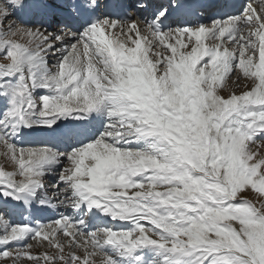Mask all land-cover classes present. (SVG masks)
I'll return each instance as SVG.
<instances>
[{
	"label": "snow or ice",
	"instance_id": "snow-or-ice-1",
	"mask_svg": "<svg viewBox=\"0 0 264 264\" xmlns=\"http://www.w3.org/2000/svg\"><path fill=\"white\" fill-rule=\"evenodd\" d=\"M3 2L0 55L10 62L0 64V95L9 97V107L0 116V145L4 155L17 162L18 170H0L4 173L0 178L7 176L6 183L0 180V195L18 198V193L40 185L47 174L44 166L63 159L68 166L62 168L54 185L58 196L52 198L53 205L62 198L74 211L85 213L107 206L114 219H130L135 227L85 233L83 221L77 223L63 215L36 228L4 223L2 264L9 260L21 264L25 257L41 264L28 251L29 243L19 245L15 252L10 249L11 242L35 240L42 233L59 253H44V264H96L97 256L102 257L101 264H118L105 253L106 246H113L122 257L140 246H152L161 254L160 264H264V212L245 198L254 190L257 199L264 200V190H260L264 185V0H259L258 9L247 4L239 15L213 21L210 26L168 30L159 26L168 15L163 8L153 20L143 21L154 38L146 40L143 51L139 39L134 48H128L116 32L112 39L105 35V30L118 29L129 39L131 34L139 36L137 20L105 17L86 25L81 33L63 26L49 33L12 19L21 0ZM31 7L40 14L49 12L44 0H35ZM135 7L146 8L147 4L138 0ZM17 34L36 47L19 43L14 39ZM69 40L74 42L66 43ZM160 45L165 47L152 51ZM49 55L59 56L51 68ZM233 76L247 81L248 88L240 94L227 90L224 95ZM13 79L14 88L9 84ZM37 88L54 94L37 98L33 95ZM105 102L111 105L108 116L128 131L114 134L116 125L109 123L94 142L70 152L47 145L20 149L5 134V129L15 133L23 127H52L68 113H89ZM30 114L40 119L32 121ZM125 137L150 141L149 149L115 146ZM145 183L168 185L171 191L129 195V189ZM60 184L65 185L62 191ZM117 191L120 194L113 196ZM115 205L127 206L123 210L129 216H114ZM140 205L147 206L145 218H141L143 213L136 214ZM188 208L192 210L185 211ZM143 230L156 233L158 239H132ZM59 233L70 237L69 247L82 249L83 256L74 251L64 255V245L56 238Z\"/></svg>",
	"mask_w": 264,
	"mask_h": 264
},
{
	"label": "bare ground",
	"instance_id": "bare-ground-1",
	"mask_svg": "<svg viewBox=\"0 0 264 264\" xmlns=\"http://www.w3.org/2000/svg\"><path fill=\"white\" fill-rule=\"evenodd\" d=\"M22 2H21V4H20V6H18V7H16V10L15 11H22L23 9H25V8H23L22 9V6H23V2L25 1V0H21ZM258 4H259V0H254L253 1V3H252V6L253 7H256L257 9H258ZM237 15H239V14H237ZM12 17H13V13H12ZM75 19H77V20H79V18H77V17H75ZM134 21H136V20H134ZM138 21V23H139V26H140V28H141V33H140V35L139 36H137V35H135V34H131V39H129V43H127V39H128V35L127 34H119V30L118 29H114V30H105V35L109 38V39H112L113 38V36H112V32H116L118 35H119V39L122 41V42H124L125 44H126V47H128V48H134L136 45H135V43H134V41L135 40H137V39H139L140 40V45H141V50L143 51L146 47H147V44H146V40L147 41H151V40H153L154 38H153V36L150 34V32H149V30H148V27H147V25L143 22V21H139V20H137ZM205 24V23H204ZM204 24H202V25H204ZM45 25V24H44ZM208 25V24H207ZM50 28H45L47 31H48V29H51L52 31H49V33H52V32H55V31H57L58 29H54L52 26H49ZM83 31V29H80L79 31H72L73 33H81ZM144 31V32H143ZM74 41H72V40H69V41H66V43H73ZM171 43H173V44H175L176 43V41L175 40H172V41H170ZM184 42H186V38H185V41ZM205 44L206 45H210L211 44V41H208V40H205ZM138 48H139V45L137 46ZM165 46L164 45H160L159 47H153V49L152 50H158V49H162V48H164ZM179 47V46H178ZM81 49V48H80ZM82 53V52H81ZM170 54V50L168 51V52H166L165 53V55H169ZM59 57V56H58ZM59 58H57L56 56H53V55H49V57H48V60H49V62L50 63H48V64H54V63H56L55 61L56 60H58ZM205 59H207L206 57H205ZM55 65V64H54ZM199 66V65H198ZM10 87H13L14 88V86H13V84H10ZM47 92H51L50 90H48V89H45V88H41V90H39V93H43V95H44V93H47ZM51 93H53V92H51ZM2 95H0V97H1ZM3 98L2 99H0V102H2V103H8V105H9V97H6V96H2ZM80 106H78V105H76V106H74V110H76V109H78ZM106 108H108V109H106ZM111 110V105L108 103V102H105L104 104H102L100 107H98L97 109H95V110H93V111H102L101 112V114H102V116L105 118V121H106V126L109 124V123H112V122H109L108 124H107V121H109L110 119H112V118H110L109 116H108V112ZM4 111H5V109L4 108H0V116H2L3 115V113H4ZM79 113H81V112H73V113H68V114H66L64 117H62V118H59L57 121H56V123L55 124H58V123H61V122H63V121H66L67 119H68V117H70V116H74V115H76V114H79ZM105 116H104V115ZM29 116H31V115H29ZM29 119L30 120H32V121H36L35 119H32V118H30L29 117ZM40 119V118H39ZM39 119H37V120H39ZM117 121H119V120H117ZM55 124H53L52 126H54ZM113 124V123H112ZM38 128H40V129H46V130H49L51 127H46V126H34V127H23V128H21L18 132H15V133H13L11 130H9V129H5V134L7 135V134H12V138H11V142H17V143H19V144H21L22 143V135L23 134H25L28 130H32V131H34V130H37ZM8 136V135H7ZM129 139H136V140H138L136 143H133L131 146H127V147H131V148H142L143 146H144V143H146V142H148V141H146V140H144V139H137V138H135V137H130ZM119 142H121V143H123V144H126V141H123V140H120ZM12 144V143H11ZM118 144V143H117ZM117 144H115V146L117 145ZM13 145V144H12ZM14 146V145H13ZM125 146V147H126ZM49 165H46V167H48ZM0 180H1V178H0ZM148 184H150V183H145L141 188H136V189H139V190H143V189H145L146 187H147V185ZM150 185H152V184H150ZM28 191H32V192H35V188L33 187V188H30ZM10 197H12V196H9V198ZM107 203H108V200L107 199H104V204L105 205H107ZM1 205V204H0ZM29 206H31V204L29 205ZM29 206H27V207H29ZM56 205H53L52 207H55ZM26 207V208H27ZM43 206L42 205H39V206H37V205H35L34 204V211L33 212H31V213H29V215L26 217V221L27 220H29L30 218H32V219H34L35 220V222H34V224L38 227L40 224H46V223H49V222H51V221H53V218H52V215L54 214L53 212L51 213V214H48L47 212H44V209L42 208ZM51 207V208H52ZM116 209H117V211L114 213V216H119V217H124V218H127L128 216H129V213L128 212H126V211H124L123 209L125 208V207H127V206H123V205H115L114 206ZM25 208V209H26ZM58 208V211H60L61 210V208L62 207H60V206H58L57 207ZM108 209H110V210H112L111 208H109L108 207ZM191 209V208H190ZM141 213H143V215L141 216V218H145V217H147L148 215H149V213H148V210H147V206L146 205H140L137 209H136V214L137 215H140ZM151 215H155V213L153 212V213H151ZM39 217H42L43 219L41 220V221H38V218ZM20 222L19 221H17L16 222V224H19ZM141 223H149L148 221H141ZM150 224V223H149ZM70 230H74V229H70ZM83 231L85 232V230L83 229ZM63 235V234H62ZM64 236V235H63ZM38 238H43V233L41 234V236H39V237H37L36 239H38ZM51 238V237H50ZM78 239L80 238V237H77ZM25 240V239H24ZM24 240H21V241H18V242H11L13 245L15 244V245H18V244H21L22 243V241H24ZM31 240V239H30ZM105 253L107 254V255H111L112 254V251L114 250V247L112 248V247H108V246H106L105 247ZM155 251H157V249H152L151 250V252H152V254L153 253H155ZM111 257V256H110ZM112 258V257H111ZM113 259V258H112ZM96 260V259H95ZM99 260H100V258H99ZM101 260H102V257H101ZM114 260V259H113ZM148 263H150V261L149 260H147V261H145V263L144 264H148ZM0 264H2V262H0ZM96 264H101V261H96ZM122 264H127L126 262H125V260L123 259V263ZM151 264V263H150Z\"/></svg>",
	"mask_w": 264,
	"mask_h": 264
},
{
	"label": "rangeland",
	"instance_id": "rangeland-1",
	"mask_svg": "<svg viewBox=\"0 0 264 264\" xmlns=\"http://www.w3.org/2000/svg\"><path fill=\"white\" fill-rule=\"evenodd\" d=\"M4 8H5V4H4L3 0H0V10H3ZM12 19L16 20L15 17H13ZM17 24H18V22H17ZM26 26H28V25H26ZM28 27H32V26L29 25ZM14 39H17L18 42L21 43V44L29 45V47H32V48L36 47L35 42L29 43L27 37H25L24 39H20L19 34H17V36L14 37ZM127 43H129V38L127 39ZM77 49L82 52V45H80L78 43L77 44ZM180 50L183 51L185 49H180ZM152 51H154V52L155 51H160V49H158V50L156 49V50H152ZM56 57L59 58L58 56H56ZM8 62H10V61H8L2 55H0V64H4V63H8ZM48 63H50L49 60H48ZM54 64H52V63L49 64L50 68L53 67ZM15 83L16 82L14 81V79H13V81H9V84H15ZM228 84H229V87H228V89H226V92L223 93L224 95L228 94L227 90H231V91H234L236 94H240L242 91H245L248 88V82H245L243 79L236 80L235 77H233L232 80H230L228 82ZM39 89L41 90V88H39ZM132 91L135 92V89H133ZM53 94L54 93H52L51 95H53ZM36 96L38 98V97H42L43 95H38L37 94ZM78 106H81V105L78 104ZM33 116L34 115L29 116V117L33 119ZM118 126H122L124 128V125H121L120 122L118 123ZM9 142H11L10 139H9ZM14 146H16V145H14ZM38 147H41V146H38ZM38 147H36V148H38ZM148 149H149V146H144V151H147ZM253 150L255 151V146H253ZM4 152H5V149H4L3 145H0V170L5 171L6 173L18 170L17 162L16 161H10L9 158L4 155ZM0 175L3 176L4 173L0 172ZM15 179L17 180L18 183L21 182V177L16 176ZM260 190H264V185L260 186ZM245 198L252 200L253 203H255L257 206H259V210L261 212H264V200H258L254 190H253L251 196H247ZM4 223L9 225V223L5 222L3 217L0 216V225H1V228H2V232H0V233H3V231H4ZM153 236L156 238L157 237L156 233H154ZM56 238L64 245V255H68L70 252L74 251L78 256H83V250L82 249H72V248L69 247L68 241H69L70 237L67 238V237H65V236H63L62 234L59 233ZM49 239H51V238H49ZM99 239L103 240L104 236L102 235V237L99 238ZM27 243L32 245L31 249L28 250L31 253V256L39 258L41 260V264H44V259H43V254L44 253H47L50 256L59 254L58 253V249L56 247L50 245L48 243V241L44 240L43 238H38V239H35V240L31 239ZM12 246L13 247L10 250L13 251V252H15L16 249L19 247L18 245H12ZM111 256L115 257L116 261H119V259L122 257V256H120V254L118 252L116 253V250L114 251V254H112ZM99 258H100V260H99ZM94 259H96V261H101V256H97ZM0 262H2V261H0ZM9 264H11L10 260H9ZM21 264H33V261L25 257V258H23ZM37 264H38V262H37ZM56 264H62V262L57 261Z\"/></svg>",
	"mask_w": 264,
	"mask_h": 264
}]
</instances>
